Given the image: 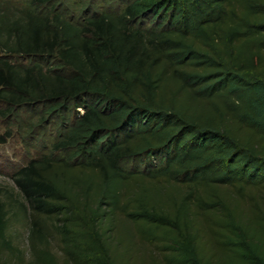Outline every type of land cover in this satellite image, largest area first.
<instances>
[{"label": "trees", "instance_id": "trees-1", "mask_svg": "<svg viewBox=\"0 0 264 264\" xmlns=\"http://www.w3.org/2000/svg\"><path fill=\"white\" fill-rule=\"evenodd\" d=\"M55 1L0 0V102L63 153L0 196V264H264V0Z\"/></svg>", "mask_w": 264, "mask_h": 264}, {"label": "rangeland", "instance_id": "rangeland-1", "mask_svg": "<svg viewBox=\"0 0 264 264\" xmlns=\"http://www.w3.org/2000/svg\"><path fill=\"white\" fill-rule=\"evenodd\" d=\"M13 3L26 5L30 0H12ZM61 2V9L66 4L74 5L67 10L68 15L78 18L83 10H105L108 8L116 9L119 5L126 4L128 0H56L54 3ZM91 7H90V6ZM23 62H27L22 60ZM47 117V118H46ZM46 120L43 122L42 120ZM61 121L54 116H47L40 108H34L29 105L25 108H18L14 113L8 112V106L0 102V137L5 138L0 142V196L9 198L8 194L14 193L20 197L19 189L15 183V174L33 158L43 154L56 153L63 155L62 152H56L54 143L61 131ZM244 219L253 217L250 212V205L244 203ZM10 232L14 241L23 249H28V224L25 220L12 219ZM137 247L141 253L159 251L154 245L136 238ZM54 249L59 252L55 245ZM223 254L219 250V257ZM30 258L29 255L27 257Z\"/></svg>", "mask_w": 264, "mask_h": 264}]
</instances>
